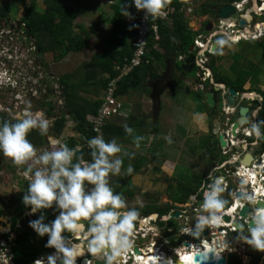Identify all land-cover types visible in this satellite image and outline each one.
<instances>
[{
    "label": "clouds",
    "instance_id": "clouds-1",
    "mask_svg": "<svg viewBox=\"0 0 264 264\" xmlns=\"http://www.w3.org/2000/svg\"><path fill=\"white\" fill-rule=\"evenodd\" d=\"M131 3L137 10L143 11L145 19H155L159 17L169 0H131ZM127 15L130 14L127 13ZM217 43L222 41L218 40ZM9 78L11 77H4L3 80L6 81H2L0 85L9 84ZM118 97L120 100V96ZM256 113L255 111V118L258 116ZM48 128L49 120L40 113L35 116L27 113L17 122L0 123V154L11 158L15 165H28L27 170H23V173L22 170L20 171V176L24 175L28 179L27 190L24 191L21 200L27 207L29 215L39 213L34 216L35 219L27 220L28 226L38 237L47 236L45 248L54 249L51 253L40 256L41 258L36 257L30 260L29 264H78L81 260L83 264L89 262L93 264L96 259L102 260L103 264H120L118 257L132 248L133 228H138L137 225L134 226V223L141 222V227L144 229L149 227L143 218H137L138 212L134 208L127 207L122 194L115 192L109 184L110 174L115 176L121 172L123 161L115 155L121 153V145L115 138L105 141L102 136L94 137L93 132L90 139L83 140L73 149L67 146L68 138L62 137L58 148L43 151L36 156V149L27 139V134L33 129H39L41 134H46ZM124 131L131 135L134 130L125 124ZM252 132L259 137V127L254 125ZM141 139L142 137L138 135L133 136V141L137 145ZM165 139L171 142L170 137ZM86 143L88 148L84 145ZM81 145L83 149L77 153L90 149L91 160L85 161L81 158L73 162L74 156L76 157L75 147ZM126 154L130 157L134 155V153ZM35 163L41 167L33 170ZM125 171L131 174L133 167L129 165ZM223 195L230 198L232 192L224 193L222 178H215L210 187L204 190L203 199L200 201L202 203L196 209L198 217L189 230L192 237H199L207 227L218 225L220 228L226 227L221 224L225 216L231 218L230 222L224 221L225 223L233 225V222H237L232 220L231 216L232 201H227ZM244 198L252 208L248 215L252 214L249 218L247 217V225L241 222V227L243 225L245 227L244 231L240 232L237 228L236 231H239V238L243 243L252 250L264 253V207L260 206L261 202L255 193L246 194ZM228 202L231 204L230 208L224 210ZM47 209L55 213L54 219L48 222L43 211ZM223 211L226 212L224 215ZM3 220L4 217L0 218V221ZM15 223L7 222L6 225L9 227L0 228V232L6 236H8L7 232H16L17 236L14 239L16 248H21L23 237L18 234V230L22 229L16 230ZM246 231L247 234L244 233ZM68 234H71V242ZM192 243L196 242L190 240L187 247H190ZM175 247V249H181ZM134 254H131V260L134 256L141 255V253ZM204 256L209 260L207 253ZM87 257H92V260L89 259L88 262ZM211 258L219 261L222 256L217 255L213 250Z\"/></svg>",
    "mask_w": 264,
    "mask_h": 264
},
{
    "label": "rangeland",
    "instance_id": "rangeland-1",
    "mask_svg": "<svg viewBox=\"0 0 264 264\" xmlns=\"http://www.w3.org/2000/svg\"><path fill=\"white\" fill-rule=\"evenodd\" d=\"M36 1L38 9L43 11L45 9L44 0ZM65 1L77 8V14H80L79 18H77L75 21L77 26H83L87 28L99 18L105 17V19H108L110 16H117L111 8H108V11L102 10L98 11V13L92 12V8L102 9L107 7L108 4L100 7H88V4L91 3L92 0ZM103 2H105V0H101V2L99 1V3ZM201 2L208 3L207 0H193L191 5L189 4L193 8L192 11L189 12L190 20L193 18V29L199 27L195 26L196 22L202 23L205 21L204 16L200 14L202 6ZM3 4L9 5L11 17L6 19L7 25H5V27L0 26V83L2 81H6L3 80L4 77L11 78H9V84L0 85V116H2V118H10V120L17 122L18 120L23 119L27 113H31L34 116L37 113H40L43 114L44 118L49 120V126H52L56 116L48 117L46 115L45 111L48 109L46 104L48 102H52L58 110L63 104L61 103L63 102L62 90L60 89V84L58 83V79L60 77L57 76V72L76 71L75 69L77 66H79L80 60L88 61L91 59L92 55L97 49V44H100L99 49L101 50L103 45L107 42L105 39L107 34L104 38H101L100 36L93 37L91 41H89L88 46L83 48L81 53H72L60 62H54L52 54H47L43 57L36 54L35 49L31 44L32 39L30 40L23 33V30L19 28V26H22L20 22L26 14L25 6H27V4L24 5L23 3L19 2V0H0V7ZM263 18L264 16L256 17V19L260 21H262ZM112 22L113 20L109 21L108 24ZM257 27L260 28L259 32L262 35L256 41H260L261 38H264V30L262 26L257 25ZM207 35L208 34L206 33L205 36ZM247 48L248 47L246 44L240 45L228 43V47L223 49L222 54L223 57L225 56L226 59H228L226 60L223 58V60L218 61V63L216 62L215 64L219 65V67H222V72L220 74H224L227 78H231L232 74L234 73L237 74L238 78L244 80L243 72H248V74H245L246 81L248 80L250 83L260 81L259 84H256L264 87V62L262 61L263 52L261 49L257 50L255 49L256 47L252 46L250 47L252 52L249 53ZM243 51L247 52H245V56L239 58V60L236 59L234 61V59H232L234 57H231L230 59L228 57L229 54H237ZM46 62L49 63V69H47L45 66ZM233 65L235 68L232 67ZM161 66L162 65H160V67ZM53 67H55V69ZM194 75L195 73L188 74L190 79H193ZM187 83H189V81L186 83L184 82V84ZM179 84L180 86L177 90L171 89L172 106L168 107L169 111L166 113L168 114V117H172V119L175 120L176 129H174V123H168L165 125L163 124L162 129V131H168L171 129V126H173V129L177 132V134H175L176 138L173 136L174 134L170 135L174 139H170L171 142L169 143L168 140L164 138L158 139V137L154 136H152V140L151 134H147L142 141L140 140L141 142H139V148L134 149V152H136L138 156L144 155L148 157L149 162L146 164V167H143L142 170H140L138 173H136V175L133 176V178H131L133 186L123 188L116 185L118 189L117 191H120L122 194L128 208H140L143 204H165L167 200H169V183H166L167 178H171L173 181L177 182V180L185 181L187 178L192 177L193 174L201 172H206V174H209L211 170H213V166L216 165L215 161L221 162L222 160L226 159L225 156L223 157L221 155L219 150V137H217V135H209L207 133L208 131L206 132V130L209 129V117L207 112H205L203 117L198 116V118L202 121V126H206V129L202 127L199 130L198 123H190L189 121L185 120L184 117H182V115L187 117L186 114L189 113L192 115L199 114L202 112V108L197 100V92H191L190 95L186 97L182 90L184 85L180 82ZM120 100L125 104L127 98L123 96L120 98ZM148 112L150 114L149 116H151V109L148 110ZM173 112H177L175 117L170 114ZM185 112L187 113L184 114ZM164 114L165 113L162 112L161 116ZM216 121L218 120L215 119L213 129L216 128ZM219 121L222 120L219 119ZM152 122L153 121L151 117L149 120L150 125L148 124L147 127H151ZM135 132H143V130H141V127H139L135 129ZM70 133L71 128H69L67 125L66 138L69 137L68 135ZM132 141L133 138L126 137L123 139L121 138V140L118 142L121 147H127L128 149L132 150L134 147L128 144ZM160 141H163L164 144L162 146H156V142L160 143ZM151 142L153 143L152 147L151 145H148ZM60 144V138H54L53 141H50L48 145L43 144L44 146L41 148L39 147L40 149L38 153L41 154L46 150L51 151L54 148H58ZM128 162L129 160H126V164ZM11 171H13V168ZM16 171L17 173L11 174L4 172V169L0 168V196L2 199L1 201L5 205H10V203H12L13 195L16 194V192L19 193L25 187V179L18 177V168H16ZM125 172L126 171L121 169L120 174L113 176V180H115L116 177L121 178ZM112 187L115 186L113 185ZM131 190L135 192L132 196H128L127 191ZM17 217V215L14 217V222L17 221ZM172 221L175 228L181 229L183 227V225L180 227L177 226V220ZM164 233L165 230L157 232L153 228L152 234H149L148 237H154L156 240L157 236H164ZM171 239H174V237ZM241 244L245 243L241 241ZM245 246L248 247V251L245 250V252L238 254V260L243 264H248L251 261V254L253 250L248 245L245 244ZM163 249L165 250V247ZM263 262L264 260H261L260 264H264Z\"/></svg>",
    "mask_w": 264,
    "mask_h": 264
},
{
    "label": "trees",
    "instance_id": "trees-1",
    "mask_svg": "<svg viewBox=\"0 0 264 264\" xmlns=\"http://www.w3.org/2000/svg\"><path fill=\"white\" fill-rule=\"evenodd\" d=\"M124 1L120 7L117 9L118 14H122L123 11L127 10L130 5H132L131 0H122ZM231 1H239V0H220L215 2L213 0H208L209 4L216 5L220 2V5L225 3H231ZM19 2L23 3L26 8V14L22 21L20 22L22 26H19L23 30V33L32 41L31 44L35 49L36 54L40 56H45L47 54H52L54 62H59L69 56L72 53H81L83 48L88 46L89 39V30L93 27L85 28L83 26L76 25V19L78 18L76 8L68 3L65 0H44L45 9L40 11L37 7L36 0H19ZM167 5H171L176 8V13L172 17V26L169 27L166 23L160 22L159 24V39L155 38L153 31L149 30V41H148V59L150 61L149 64L142 65L137 68L131 75L124 78L120 83L117 90V95L121 96L125 94L124 92L128 88H140L143 85L144 78H137L135 76L138 75V72H143V77H151L152 79L156 77V68L160 65H164V60L172 57V59H178L181 55H189V50L195 44V39L198 36L197 32L192 31V29L188 25V21L186 20L185 13L182 11L183 7L188 5L186 0H169ZM219 5V6H220ZM207 7V6H206ZM9 5L3 4L0 7V26L5 27L7 25L6 19L11 17L9 12ZM210 9L203 11V14L206 15ZM153 23V20L150 21V25ZM137 25L126 26L120 18H118L109 33L106 35L105 39L107 40L106 44L103 45L100 52L96 53L92 60L89 63V67L91 69L85 70V65L81 66L80 70H76L72 74L69 73L64 78L59 79L60 89L62 90V101L63 105L59 110L54 106L52 102H48L46 106L48 109L45 111L48 117L56 116V120L54 121L52 126H49L46 134H41L39 129H33L27 134V138L33 136L32 144L34 147H39L45 144L47 140V136L54 133L56 136H60L63 134L65 129V124L67 122V116L76 122L74 127L75 131L81 133L86 140L90 139L93 136V131L91 129L92 120L96 116L97 111L101 105V100L92 101L88 98V94L92 91L88 90L86 87L89 82L95 80L97 83V87L93 88V94H97L101 90L104 91L107 87L109 80L118 75V71L116 70L117 66L122 65L127 58L132 56L133 52V43L136 39ZM239 40V39H237ZM232 42H236L232 41ZM119 45L121 49L117 50L116 47ZM156 47L161 48L163 51H158ZM256 49H261L263 52L264 62V39L258 41L256 44ZM223 47L220 49L219 53L210 54V67L214 71L215 83H225L229 87L235 89L238 92H245L243 87L244 82L242 79L231 82L229 79L223 78V76L219 75L218 68L215 66L217 62V58L220 57L222 60L224 57L221 52H223ZM230 57H234V61L239 58L244 57L242 54H231ZM157 64V65H156ZM85 67V68H83ZM178 71H182L181 64L177 63L175 65ZM49 69V68H47ZM100 76V80L96 81L97 77ZM134 78V79H133ZM131 80L133 82L131 83ZM205 91H212L215 93L217 99H222L221 93L216 92L214 90L213 85L208 82L205 84ZM100 87V88H99ZM264 97V92H261ZM200 99H203L202 93H198ZM207 106V105H205ZM262 107L259 112L258 119L263 123L260 127V131L264 134V101L260 104ZM208 107V106H207ZM210 108V107H208ZM215 108L210 111L209 115V124L210 131H213L212 127V115L215 114ZM130 122L128 126L130 127H141V123H143V119L137 118L134 116L132 119H129ZM3 122H16L14 120H10V118H2L0 116V123ZM124 127L118 126L110 121L107 122L104 127V139L111 140L113 138H123L124 135ZM62 133V134H61ZM58 134V135H57ZM123 135L122 137H119ZM76 141L73 138H69L67 140V146L71 149L76 145ZM164 144L163 141L160 143L156 142L157 146H162ZM137 156L139 162L133 167V172L128 174L125 172L121 178H117L113 180V176L110 174L109 176V184L115 192L117 191V186L128 187L133 186L132 179L136 173L142 170L143 164L149 161L147 156ZM133 157V156H132ZM85 161H90V149L82 150L78 152L75 157V162L80 159ZM131 157L129 155L125 156L126 160H129ZM221 163V162H219ZM125 165V164H124ZM128 166H122V170H126ZM206 172H201L197 174H193L192 177L186 179L185 181L177 180V184L174 186L172 184L173 179L167 178L166 181L169 183L168 185V196L174 203H187L189 202V198L192 194L196 193L198 189L202 186L204 178L207 176ZM28 182H25L24 191L27 190ZM117 185V186H116ZM135 191H127L128 196H132ZM24 193V192H23ZM19 196L21 206L16 209L18 214L25 212L27 209L26 206L22 204V195ZM137 212H141L144 215H150L153 213H159L160 216H166L172 210V205H167L165 207H158L156 205H147L144 208H135ZM46 211V222L54 219L55 213L52 212L51 209H47ZM1 214V211H0ZM36 217H34L35 219ZM161 219V217H160ZM29 221V220H28ZM28 221L25 222L24 228L22 230H18V234L26 239L29 236V233L32 231L28 226ZM173 221H169L168 224L172 225ZM160 224H164V222L160 221ZM137 225V222L134 223V226ZM247 234V231L244 232ZM239 234L237 233L233 238L234 241L240 240ZM69 238L71 234H68ZM47 238V236H46ZM238 238V240H237ZM24 244V242H23ZM25 245V244H24ZM50 252L54 251V249H49ZM16 253V264H29L30 258L34 257L31 253H27L23 246L21 248L15 249ZM261 260H264V253L253 250L251 254V261L248 264H260ZM264 263V262H263ZM228 264H243L238 260V256L231 255L229 257Z\"/></svg>",
    "mask_w": 264,
    "mask_h": 264
},
{
    "label": "built area",
    "instance_id": "built-area-1",
    "mask_svg": "<svg viewBox=\"0 0 264 264\" xmlns=\"http://www.w3.org/2000/svg\"><path fill=\"white\" fill-rule=\"evenodd\" d=\"M244 2H246V0ZM262 5L264 8V3ZM174 8L175 7L171 5H167L162 10L159 17L155 19H145L143 11H140V14L136 20L137 32L136 39L133 43L132 56L130 58H127L122 65L116 67L118 75L111 78L107 84L101 105L97 111L96 116L92 120V130L94 132V137H104V127L106 126L107 122L112 118L118 117L122 114L123 104L117 96L119 83L124 78L131 75L137 68L150 63L148 59L149 30L151 29L155 35V38L159 39L158 23L160 20L169 21L174 12ZM152 20L153 23L150 25V21ZM210 41L208 42V44L210 43ZM193 47L194 52L198 51V54L196 56V66L199 65L203 67L207 61L205 57L207 46L204 41L198 39L195 40V44ZM183 57L184 56L179 57V60L181 62L183 61ZM203 69L206 70L204 67ZM200 88L203 89V86H200ZM240 134H245L247 137H251L250 132L247 129L240 130ZM225 140L227 142L226 148H237L238 144L240 143L239 140L237 141L234 139V136L231 135L230 131L226 133ZM84 145L86 148H88L87 143ZM81 149H83L82 145L76 146L75 155L77 151H80ZM245 152L246 151L243 150L235 151V153L233 154V160H231L232 167L215 166L213 170H211V172L204 178L203 184L198 189V191L190 196L189 202L184 204L174 203V208L171 210V215L176 213L179 214L178 219L175 220H177L181 226L183 225L181 229L176 230L171 228L168 229L167 226L163 227V230H167L165 231L164 236L159 235L160 239L159 236H157L155 240L154 237H148L149 234H152V229H156L154 226H151L153 220L152 217L143 220L145 223L149 224V227H147L146 229L142 228L141 226H138L137 229L133 228V235L131 237L132 248L121 257H118L120 264H129V262L131 264H143L142 260L138 259L152 256L153 254L151 253V249L156 248L158 244H160L161 249L166 247L168 248V250H170L168 252L165 248V250L163 249L160 254V256H167L169 258L170 264H175V260H177L176 257L179 259V257H181V252L189 251L195 253H204L206 250L208 251L209 249H211L212 251L214 250L217 255H221L222 258H228L227 261H229V257L231 255L238 256V254H241V252H245V250L248 251V247L245 246V244H241V240H238V238V241L233 240V238L237 233H239V231H236V228L232 225V223H225L223 221V218L221 224L228 228H220L219 225L207 227L205 230H208V235H202L200 243H192L190 247H187L184 244L186 241H183L182 244L178 245L179 240H183V237L185 235L190 234L189 230L194 225L198 217L196 209L199 207L201 199H203V192L208 187H210L215 178H222V187L224 188V193L227 191V183L224 182L223 184V181L228 177L233 178V191L231 197L228 198L225 195H223V197L229 202L232 201L233 207H231L230 211L232 220L234 221L240 223L244 222L245 225H247L248 218L252 214H249L247 219H244L240 215V211L242 210V208H244L248 204V202L244 198L246 194L255 193L259 197V201L264 202V161L259 162L257 159H254L249 165L243 164L241 161L245 157ZM226 153V150H224V154ZM74 160L75 156L73 158V162ZM37 167H41V165H39L38 163L33 164V170H35V168ZM236 192H242L243 197H237ZM225 213L226 212L223 211V215ZM37 215H39V213L29 215L28 210L25 211L21 216L18 217L15 223V229H22L23 223L25 221ZM147 230L150 231V233H148ZM169 231H176V233L173 235L174 241L177 244L175 246L180 247L181 249H174L173 251L172 249H170L171 242L165 237V234ZM7 233L8 236L0 232V264H16L15 249L17 245L14 239L17 235L16 232ZM201 234H203V232ZM135 249H138L141 252V255L137 257L134 256V259L131 260V254H134ZM173 252L176 257L173 255ZM90 263L91 262H89L88 264Z\"/></svg>",
    "mask_w": 264,
    "mask_h": 264
},
{
    "label": "crops",
    "instance_id": "crops-1",
    "mask_svg": "<svg viewBox=\"0 0 264 264\" xmlns=\"http://www.w3.org/2000/svg\"><path fill=\"white\" fill-rule=\"evenodd\" d=\"M99 1L101 2V0H92L91 3L88 4V7H100V6H105L107 4H108V6L105 7V8H102V9H100V8H92L93 9V11H92L93 13H98V11H102V10L108 11L109 10L108 8H111L113 10V12H115V14L117 16H115V15L114 16H110V18H108V19H105V17L99 18V19L94 21L95 23L93 22L92 24H90L89 27H87V28H90V27H93V28L91 30H89L88 44H89V41H91V39L93 37H95V36H100L101 38H104L105 35L109 33V30L112 28L114 22L118 18H120V20L126 26L136 25V20H137L139 14H140V11H141V10H137L133 5H130V7L127 10L123 11L122 14H118V12H117L118 10L117 9H120L121 5L124 4L123 3L124 1H122V0H105V2H103V3H99ZM127 1H130V0H127ZM192 1L193 0H186V3L191 5ZM109 5H111V6H109ZM190 5H189V8H188V12H191L192 9H193L192 6H190ZM76 10H77V8H76ZM127 13H129L130 15H127ZM79 15L80 14H78V18H79ZM189 16H190V14H189ZM111 20H113V22L108 24V22L111 21ZM187 21L190 22V27L192 28V26L194 24V23H192L193 18L190 20V17H189L187 19ZM198 24L199 23L196 22L195 26H198ZM198 29L199 28H196V29L192 28V30L195 31V32H199V31H197ZM102 40H101V44H102ZM99 46H100V44L96 45L97 49L94 52V54L92 55L91 59H89L88 61L87 60H85V61L84 60H80L79 61V66H77V68L75 70H80L81 66H84V65L86 67V68L83 67V68H85V70L91 69V67H89L88 65H89L90 61L92 60L93 56L96 53L100 52ZM116 49L119 50V49H121V47L119 45H117ZM156 49L158 51H161V52L163 51L161 48H158V47H156ZM218 61H221L220 57L217 58V63H218ZM176 64H177V62L174 61V59H172V57H170L168 59H165L164 60V65H162L161 67L160 66L159 67H155L156 68V72L154 71V73H156V77H154L153 79L151 77L150 78L146 77V76L143 77L144 73L143 72H138V75L135 76V79L137 80V78H144L143 85L140 88H136V89L128 88L124 92L125 94H122L120 96V98L125 96L127 98V101L125 102V104L123 103L122 114L120 116H118V117L112 118L110 120V122L114 123V124H116L118 126L124 127L125 124H127V125L129 124V122H130L129 119H132L134 116L144 120L143 123H141V130H143V132L136 133L135 132L136 127H132L133 130H134L133 133L131 135H129V134H126L124 132L123 133V135H124L123 138H126V137L133 138V136H137L138 135V136L142 137V139H141V141H142L147 134H151V139L152 140H153L152 136L158 137V139L159 138H164L165 139V137H170V139H174L170 135L174 134L173 136L175 137V134H177V132L174 130V129H176V122H175L174 119H172V117H168L167 116L168 114H166L169 111L168 107L172 106V103H171L172 102L171 101V96H172L171 92L172 91H171V89L172 90H177L179 88V86H180V84H179V82H180V83H182L184 85L182 90H183V93L185 94V96L187 97V96L190 95L191 92L195 91V89H194L195 85H197L199 83H202L201 80L198 82V74H195L194 78L190 79L189 78L190 76H188V73L183 74L184 73L183 71H178L176 69V67H175ZM48 65H49V63L46 62L45 63L46 68H49ZM216 66H217L218 69L221 70L222 67H219V65H217V64H216ZM53 68L55 69V67H53ZM85 70H80V72L81 71H85ZM74 72H76V71H74ZM221 72H222V70H221ZM69 73L72 74L73 72L59 71V73L57 72V76L60 77V78H64ZM165 73L169 74V76H168L169 80L165 82V85H164V87L162 89V92H161V95L159 97V103H157V102H154L153 99H152V91L157 87V83L159 81H163L161 79V76H165ZM221 76H223V78L227 79V77L224 74H222ZM99 78H100V76L97 77L96 81H99L100 80ZM59 79H58V83H59ZM178 80H179V82H178ZM187 81H189V83L184 84V82L186 83ZM132 82H133V80H131V83ZM96 84L97 83H95V80H94L92 82H89V84L86 87L88 90L92 91L91 93L88 94V98L91 99L92 101L102 100L104 92H105V90L104 91L101 90L96 95L93 94L94 91L92 89L97 87ZM210 84L211 85L213 84L212 80L210 81ZM197 100L200 103L201 108H203V106H204L203 104H205V102L202 101L200 99V97H198V95H197ZM149 104H150V106H149ZM204 107L205 108H204V110H202V113L192 115L191 113L186 114L187 112H185L184 114H186V116L188 118L185 117L184 115H182V117H184V119L189 121L190 123H193V122L194 123L195 122L198 123L199 124L198 125V129H201L202 127L204 129H206V126H202V121L198 118V116H202V117L204 116L205 111H206V106H204ZM150 109L152 111L151 116H149L150 114L148 112V110H150ZM162 112L165 113L163 116H161ZM170 114L173 115V117H175L177 112H173V113H170ZM151 117H152V121H153L151 123L152 126L151 127H147L148 124L150 125L149 120L151 119ZM193 118H194V121H193ZM170 119H172V120H170ZM168 123L169 124L174 123V129H173V126H171V129H169L168 131H162L163 124L165 125V124H168ZM67 125H68L69 128H71V133L68 135L69 137H67L68 139L69 138H73L77 142L76 145L80 144L83 140H85V137L81 133H79L78 131L74 130L76 122L73 121L70 118V116L67 119V122L65 124V129H64L63 134L60 135V136H57L58 138H62V137L66 138ZM216 128H218V125H216ZM160 133H162L163 135L160 134ZM123 135H121L119 137H122ZM57 137L55 136L54 133L48 135L47 136V140H46L44 145H48L50 143V141H53V139L57 138ZM27 139L31 143L34 140L33 136L29 137ZM119 140H121V138L116 139L118 144H119V142H118ZM106 141H108V140H106ZM141 141H139V142H141ZM121 143H128V142H121ZM128 144L130 146H133L134 148H132V150H131V149H128L127 147H122L121 153L115 154V155L119 156L122 159V161H123L122 166H125V165L126 166H129V165L135 166L139 162V159H137V156L135 155L137 153L134 152V149L135 148H139L140 145L139 144L137 145L136 143H134V141H132V142H130ZM44 145H41L39 147L41 148ZM148 145H151V147H152L153 143L151 142ZM39 147H34L36 149V156L40 155L38 153L39 149H40ZM126 153H134L133 157L131 156V158L129 159V162L127 164L124 163L125 162V156H127ZM142 156H144V155H142ZM8 161L9 160H7L2 154H0V166L1 165L6 166ZM148 162L149 161H147L145 164H143V166H146V164ZM27 167L28 166L25 164V165H20V167L16 166L15 168H18L19 175H20V173H21L20 171L21 170H27ZM16 173H17V171H16ZM19 175H18V177H21V178L25 179V182H28V179H26L24 177V175H21V176H19ZM23 192H24V189L22 191H20L19 193L16 192V194L13 195L12 203H10V205L3 204V202L1 201L2 200L1 196H0V211H1L0 218L4 217V220L0 221V228H2V229L8 228L9 225H6V223L7 222H9L10 224L13 223L14 222V217H16V215L19 216V214L16 212V209H18L21 206V202H20V199H19L20 197L19 196ZM43 211H44V214L46 215V213H47L46 211H48V210H43ZM31 219H34V218H31ZM31 219H29V220H31ZM177 226L180 227L181 225L179 223H177ZM167 228L168 229L171 228V229L179 230V229L175 228L174 224H172V225L168 224ZM165 231H167V230H165ZM173 233H174L173 231L172 232L169 231V232H167L165 234V237L171 242V244L177 245L175 243L174 239H171L173 237ZM46 239H47L46 236L43 237V238L38 237L33 230L29 233V236L26 239H23V242L25 244V245L23 244V248H25L27 253L30 252L31 255L34 256V257L30 258V260H32V259H34L36 257H40V256L43 257L46 254L51 253L49 251V248H45L44 247ZM71 239H72V237L70 235V239L69 240L71 241Z\"/></svg>",
    "mask_w": 264,
    "mask_h": 264
},
{
    "label": "flooded vegetation",
    "instance_id": "flooded-vegetation-1",
    "mask_svg": "<svg viewBox=\"0 0 264 264\" xmlns=\"http://www.w3.org/2000/svg\"><path fill=\"white\" fill-rule=\"evenodd\" d=\"M213 1L218 2L220 0H213ZM244 1L245 0L231 1V3H225L222 5H220V2L216 5H211V4H209V2L208 3L201 2L202 6H201V12L200 13L202 16H204L205 21H203L202 23L201 22L199 23L198 28L199 29L201 28V29L197 30L199 32H197L198 36L195 40L201 39L206 44L207 50L205 52V57H206L207 61L203 66L206 70H204L202 66L197 65L192 72V73L198 74V82L200 80L202 82V83L195 85L194 89L197 93L201 92L203 97H204V93L208 92V91H205V88H206L205 84L208 81L210 83V81L212 80L213 87L215 85H219L220 90L217 92L221 93V97H222L221 100L216 98V106H215L216 111H215V114L212 115V127L214 126L215 119H217L218 121H216V122H217L218 128L213 129V131L211 132L210 131V124H209V129L206 130V132L208 131L207 133L209 135H217V137H219L221 134H226L228 131H230L231 135H233L231 132V128L234 125V123L238 121L241 108H243V107L248 108V113H247L248 122L246 125H240V127L236 129L237 130L236 136H234L235 140L240 141V143L238 144V147L232 148V149L231 148H221L220 143H219V139H218L219 150L221 152V155L223 157L225 156L226 159L222 160L221 163L215 161V163H216L215 166L232 167L231 166V160H233V157H234L233 154L235 153L236 150L246 151L244 156H246L247 154H251L253 157V160L257 159L259 162L264 161V138H263L264 134L260 131V135H259V137H257L252 132V128L254 125L259 127V129H260V127L263 124L258 119V117H259V112L262 109L260 104L264 101V97L261 93V92H264V87L258 85L260 81H257L255 83H250V81H248V80L246 81L245 74H248V72H246V73L243 72V76H244V80H245V81L243 80V82H244L243 87L245 89V92H243V91L238 92L237 91L238 97L235 100V104L229 105L227 103V100H226V98L228 96V89H233V88L229 87L225 83H220V84L215 83V78H214L215 73L209 65L210 64L209 53L212 55L215 53H219V51L222 47L223 48L228 47V43L229 44L235 43V44H240V45L246 44V46L248 47L247 49H248L249 53L252 52V50H250V47H252V46L255 47L256 44L258 43V41H256V40H258L262 34H260V32H259L260 28L257 27V25L263 26L264 25V18L262 21H260V20H257L256 17L264 16V8L262 5L264 3V0H246V2H244ZM226 4L233 5L236 8V14L234 16L230 17L229 19H220L218 21V15L220 13V10ZM238 6H240V7H238ZM188 8H189V4L186 5L185 7H183V10H182L185 13L186 20L189 18L188 17L189 16ZM254 8H255V10H254ZM207 9H210V11L208 13H206V15L203 14V11H205ZM175 13H176V8H174V12H173L171 19L169 21L160 20L159 23L164 22L169 27H171L172 21H173L172 17L175 15ZM241 21L245 22L244 25L240 24ZM188 25L190 27L189 21H188ZM204 33L205 34L207 33L208 35L205 36ZM237 36H239L240 39L236 40V42H232V40L235 39V37H237ZM263 39L264 38H261V40H263ZM218 40H222V43L220 46H218V43H217ZM249 40H251V41H249ZM209 41H210V43L208 44ZM214 44L217 46L214 48V51H212ZM190 50H189V54H190ZM245 52H247V51H243V52L238 53V54H243V56H245ZM194 54L196 57L198 54V51H195ZM221 54H223V52H221ZM230 55L231 54L228 55L229 59L231 58ZM181 56H184L183 57V61H184L188 55H181ZM224 58L226 59L225 56H224ZM178 59H174V61L182 64L183 61L181 62ZM215 66H216V64H215ZM232 67H234V65ZM242 71H244V70H242ZM218 72H219V75H221L220 69ZM184 74H186V73H184ZM168 76H169V74H167V73H165V76H161V79L164 82L159 81L157 83V87L153 90L154 92H152V96H154L153 93L160 94L162 92V89L165 85V82L169 80ZM227 79H229L231 82L236 80L235 83L237 84V80H239L241 78H238L237 74L233 73L231 78L228 77ZM256 83H258V84H256ZM200 86H203V89H201ZM214 90H215V88H214ZM201 100L205 102V104H203L205 106L206 105V99L203 98ZM204 106H203L202 110H204V108H205ZM210 111H211V108H208L206 106L205 112L208 113V117L210 115ZM255 111L257 112L256 115H258L256 118L254 115ZM219 119L222 121H219ZM209 121H210V119H209ZM244 129H247L250 132L251 137H247L245 134H244L245 136L240 134V130H244ZM224 150H226V152H227L226 154H224ZM4 157L9 161H8L6 166L1 165L0 168L4 169V172H6V173L15 174L16 173L15 167L18 165H15L14 163H12L11 158L6 157V156H4ZM215 166H213V168ZM12 168H13V171H11ZM224 182L227 183V191L226 192L228 194L231 193L232 189H233V184H232L233 178H229V177L225 178V180L223 181V184H224ZM166 183L168 184L167 181H166ZM172 184L175 186L177 183H176V181H173ZM168 199L170 200V202H169V200H167V202L165 204H162V205L157 204L156 206L162 208V207H165L167 205L172 204V209H173L174 208L173 201H171L170 198H168ZM147 205H150V204H147ZM147 205L143 204L140 208H144ZM140 214H141V216H140ZM153 214H156L157 218H153L152 217ZM153 214L144 215L143 213H141L139 211L137 218L141 217L143 219H147L149 217H152L153 220H152L151 226H154L156 228L155 230L157 232H160L161 230H163L162 228L166 227L168 225L169 221L176 219V218H174V214L171 215V211L166 216H160L159 213H153ZM160 217H161V219H160ZM160 221L164 222V224L161 225ZM141 224H142L141 222L137 223L136 227L141 226ZM159 249L163 250L160 248V246H159ZM170 249H172V251H173L175 249V245L171 244ZM166 250L168 252L170 251V250H168V248H166ZM173 255H174V252H173ZM87 258H88V262H89V259L92 260V257H87ZM176 259L177 260H175V264L179 260L177 257H176Z\"/></svg>",
    "mask_w": 264,
    "mask_h": 264
},
{
    "label": "water",
    "instance_id": "water-1",
    "mask_svg": "<svg viewBox=\"0 0 264 264\" xmlns=\"http://www.w3.org/2000/svg\"><path fill=\"white\" fill-rule=\"evenodd\" d=\"M235 14H236V8L233 5H231V4H226L220 10V13L218 15V21L220 19H229L230 17L234 16ZM244 23H245L244 21H241L240 22L241 25H244ZM219 41H222V40H219ZM220 45H221V43L218 44V46H220ZM216 46L217 45L214 44L213 50H214V48ZM195 67H196V57H195V54H194V48L192 47L191 50H190V54L182 62L181 69H182V71L184 73L190 74V73L193 72V70L195 69ZM214 88H215V91L216 92L220 90L219 85H215ZM152 92H154V91H152ZM153 95H154V96H152L153 101L159 103V97H160L161 93L160 94L153 93ZM237 97H238V92L236 90H234V89H228V96H227L226 100H227V103L229 105H234L235 104V100H236ZM204 98L206 99V105L208 107H210L212 109L215 108V106H216V95H215L214 92H212V91L205 92L204 93ZM247 113H248V108H246V107L241 108L240 113H239L238 121L235 122L234 125L231 128V132H232L233 136H236V132H237L236 129L239 128L240 125H246L247 124V122H248ZM263 138H264V136H263ZM218 139H219V143H220L221 148H226L227 147V142L225 140V134H221ZM252 160H253L252 155L251 154H247L242 159L241 162L243 164L249 165L252 162ZM236 196L241 198V197H243V193L242 192H236ZM260 202H261L260 203V206L261 207H264V202L263 201H260ZM230 205L231 204L228 202L226 204L224 210L229 209L230 208ZM251 209L252 208L250 207V205L247 204L240 211V215L243 218H247L248 217V212H250ZM152 217L153 218H157V215L156 214H153ZM178 217H179V214L178 213L174 214V218L178 219ZM224 221L230 222L231 221L230 216H225L224 217ZM233 225L240 232H243L244 229H245L244 225H243V227H241L242 226L241 223L233 222ZM175 233H176V231H174L173 234H175ZM202 235L207 236L208 235V230H204L203 231V234H201L199 237H192L191 235H185L183 237V240H179L178 241V244H182L183 241H186L184 244H185V246H188L190 240L191 241H194L196 243H200ZM134 253L135 254H139L141 252H139L138 249H135L134 250ZM205 253H207V256L209 257V260L205 258V256H204ZM212 253H213V251L204 252V253H195L194 254L193 261H194L195 264H227L226 257H223L219 261H215V260H213L211 258ZM180 261H182V260L179 259L177 261V263H180ZM78 264H83V260H81L80 262L78 261ZM93 264H103V261L100 260V259H96L93 262Z\"/></svg>",
    "mask_w": 264,
    "mask_h": 264
},
{
    "label": "bare ground",
    "instance_id": "bare-ground-1",
    "mask_svg": "<svg viewBox=\"0 0 264 264\" xmlns=\"http://www.w3.org/2000/svg\"><path fill=\"white\" fill-rule=\"evenodd\" d=\"M255 10V8H254ZM257 11V10H256ZM233 27V26H232ZM263 30H264V25L262 26ZM249 31V30H248ZM234 38V37H233ZM237 39H240L239 36L235 37V39H233L232 41H235ZM214 51V50H213ZM234 226V225H233ZM236 228V227H235ZM160 244H158V246L156 248L151 249V253L153 254L152 256L149 257H144V258H139L138 260H142L143 264H170L169 262V258L167 256H160L161 252L163 250L159 249ZM212 251L211 249H209L208 251L206 250L205 252H209ZM133 254V253H132ZM194 254L195 252H181V257H179L182 261H180V263L176 264H195L193 261L194 258ZM136 255V254H134ZM132 255V256H134ZM137 257V256H136ZM140 264V263H138Z\"/></svg>",
    "mask_w": 264,
    "mask_h": 264
}]
</instances>
